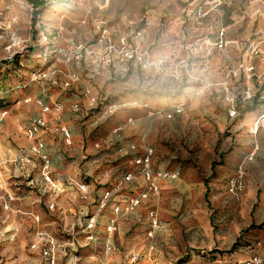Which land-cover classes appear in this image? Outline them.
<instances>
[{
    "label": "rangeland",
    "instance_id": "rangeland-1",
    "mask_svg": "<svg viewBox=\"0 0 264 264\" xmlns=\"http://www.w3.org/2000/svg\"><path fill=\"white\" fill-rule=\"evenodd\" d=\"M41 1L43 9L29 0H0V129L4 132L0 138V264H177L180 260V264H224V254L190 246L205 240L208 202L179 201L166 195L159 202L128 201L125 217H110V212L118 214L123 207L118 203L114 208L113 202L86 191V186L100 189V180L109 172L108 154L100 156L98 148L80 153L73 148H52L56 141L46 148L52 151L46 152L42 139L38 140L41 148L33 151L20 136L24 133L32 141L27 127L16 129L27 125L23 120L29 116L26 108L15 109L19 100L15 94L22 90L27 94L29 85L32 91L60 83L67 88L79 80L94 82L100 75L110 81L127 79L128 84L139 80L137 88L144 96L164 97L166 103L131 112V118H141L136 123L145 130L135 141L141 139L149 148H203L216 131L208 118L218 114L224 115L226 123L225 147L234 133L227 118V97L244 86L261 88V83L244 76L242 82L237 66L252 64L256 72H264V0ZM120 38L147 52L146 66L125 61L122 52L114 53L108 65L96 61L106 39L117 50L123 49ZM77 45L86 48L81 59L75 58ZM66 81L68 86H64ZM176 102L182 104L179 113L174 111L177 104L171 107ZM30 103L41 112L50 109L43 111L47 104L39 100ZM108 105L95 111L98 117ZM180 113L186 120L178 137L167 130L165 121L177 120L175 115ZM13 122L18 123L14 131ZM64 142L71 146L65 138ZM42 155L48 160L51 183L42 176ZM66 176L71 186L68 192L53 190V182L60 183ZM243 192L244 182L236 196L227 190L218 204V209L228 213L214 227L226 231L222 238L228 243L244 222L246 207H251L242 200ZM140 209L147 216L144 225L140 222L135 227L132 215ZM135 231H142L143 236ZM258 253L264 254V249Z\"/></svg>",
    "mask_w": 264,
    "mask_h": 264
},
{
    "label": "crops",
    "instance_id": "crops-1",
    "mask_svg": "<svg viewBox=\"0 0 264 264\" xmlns=\"http://www.w3.org/2000/svg\"><path fill=\"white\" fill-rule=\"evenodd\" d=\"M129 75L133 76L131 72ZM137 77L138 75L134 78ZM107 79V75H100L94 82L79 80L67 88L63 87L62 83L40 85L33 88V91L32 85H29L27 94L22 90L15 94L17 97L13 95L19 99L15 109L26 108L27 117L29 116L23 120L28 124L18 125L17 130L21 131L23 127H28L35 117H41L45 121L44 131L42 128L39 129L34 140L27 139L24 133L20 135L28 141L27 147L30 144V149L33 148V145L42 139V148H45L46 152L52 151L46 148L56 141V146L52 148H73L77 153L83 149L94 152L98 148L100 156L108 154L107 177L100 182L94 179V182L100 183V189L95 191L93 187L86 186V191L93 193L96 199L113 202L114 208L119 203L123 210L118 214L115 212L109 214L110 217L114 214L117 220L127 215L125 203L136 199L159 202L166 199V195L168 199L175 196L174 199L179 201L194 202L203 199L210 206L209 226H206L203 232L205 240L190 246L216 250L219 248L230 250L235 246L236 251L226 258L228 263L224 264H261L252 262V258L256 257L261 261L260 256L264 258V254L258 253L264 249V130L253 132L252 123L259 112L264 110V101L258 103L257 97L242 98L249 100L246 108L252 105L254 108L245 112L238 111L233 118L227 117L231 124L230 131L234 133L229 134L225 147L224 115L216 114L214 118H208L216 124L215 135L213 137L210 135L203 148H149L143 140L136 139L137 142L134 140L142 136L145 130H141L136 123L140 122L141 118L138 121L131 118V112L134 110L143 112L145 106L164 105L166 99L155 98L152 95L144 96L141 89L137 88L139 80L137 82L133 80L128 84L127 79L120 81ZM253 90L257 91V88ZM32 100L47 104L50 107L49 111L37 110V106L30 103ZM107 104H115L116 109L108 115L98 117L95 111L102 110ZM176 104L177 102L172 103L171 107ZM74 105L78 108L74 109ZM165 109L162 108V111ZM175 116L177 120L165 121L169 125L167 130L181 137L185 129L186 115L180 113ZM15 124L18 123L13 122V131ZM61 127L69 133L67 142H70L71 146L64 142V136L59 132ZM3 137L4 132L0 129V138ZM15 139H18L17 136ZM100 164L106 167L101 161ZM238 168L243 172L242 200H247L251 207H246L244 222L238 228L236 237L228 243L222 238L226 231H219L214 226L216 222H222V218L228 213L227 210L223 212L222 208L218 209V204L224 201L228 181L237 174ZM145 171L150 175L149 179L144 177ZM126 175L130 178L126 179ZM68 177H64L60 183L53 182V190L65 189L68 192L71 188ZM142 195L145 197H141ZM146 216L145 213L142 214L141 209L135 211L132 215L135 227L140 222L144 225ZM142 228L144 227H141V230ZM137 233L142 234V231H135L136 235ZM137 240L133 242L135 246L138 245Z\"/></svg>",
    "mask_w": 264,
    "mask_h": 264
},
{
    "label": "built area",
    "instance_id": "built-area-1",
    "mask_svg": "<svg viewBox=\"0 0 264 264\" xmlns=\"http://www.w3.org/2000/svg\"><path fill=\"white\" fill-rule=\"evenodd\" d=\"M139 35L137 34L135 36V38H138ZM102 38H106L105 36H102ZM119 46L120 48L123 49H118L117 47L109 40L106 39L105 43H104V47L103 50L96 56V61L103 63L105 65H108L109 63L112 62L113 57H114V53H121L120 55L122 59H125V61H130L133 60L136 63L146 66L147 65V52L146 51H140L137 46L135 44H127L126 40L124 38H120L119 40ZM124 50V51H123ZM86 51V48L83 45H77L75 47V52H76V57L77 59H81L83 56V53ZM254 53H256L255 50H253ZM237 70L240 71L243 76L245 77L246 80H253L255 83H261V88L257 89V91H254L252 88L250 87H246L244 88V90L241 91L242 94V98L243 99H251L253 97H257L258 100L260 101H264V72L258 73L255 71L254 66L252 64H244L241 63L237 66ZM125 71V70H124ZM69 82H64V86H68ZM227 101L229 104V108H228V116L230 118H233L234 116L237 115V110L235 108V103H234V99L233 96H229L227 97ZM43 111H47L48 110V106L47 105H43L42 107ZM116 109V105L115 104H110L107 106L106 110H105V114H103L104 116L107 115V113L113 112ZM182 110V104H177L174 108V111L176 113L181 112ZM130 121V120H129ZM44 120L41 117H37L34 118L31 122V124L26 128V135L34 140L36 133L39 129H41L44 126ZM252 130L253 132H257L258 130H264V110H262L261 112H259V114L256 116L255 120L252 123ZM63 136L65 138V141L67 142L69 139V133L67 132L66 129H61ZM41 143L36 142V145L33 146V151L37 152L39 150V148H41ZM42 159L45 162V165L43 167V171H42V176L45 182L47 183H51V177L49 175V171L47 169V163L48 160L47 158L42 155ZM144 162L146 161L145 159L143 160ZM137 163L139 161H136ZM241 168H238L237 174L233 177L230 178V180L228 181V192L231 195L236 196L237 193L239 191H241V189L243 188V172L240 171ZM145 175H146V179H149V174L147 173V171H145ZM126 179L130 178L129 175L125 176ZM81 188H83V186H81ZM154 189V188H153ZM141 197H145V195H142ZM130 202H134L137 203L138 199L136 200H132ZM93 223V218L90 219L89 222V226L91 227ZM153 225H156L157 222L154 219L152 221ZM252 262L255 263H259L260 259L254 257L252 258Z\"/></svg>",
    "mask_w": 264,
    "mask_h": 264
},
{
    "label": "trees",
    "instance_id": "trees-1",
    "mask_svg": "<svg viewBox=\"0 0 264 264\" xmlns=\"http://www.w3.org/2000/svg\"><path fill=\"white\" fill-rule=\"evenodd\" d=\"M29 1L35 8H42V9L44 8V2H42L41 0H29ZM15 61H16V59H15ZM241 77H242L241 81L244 82L243 75ZM244 88H246V87L244 86ZM244 88L242 87L240 89V92H238L236 95H233L235 108H236L237 112L238 111H241V112L250 111L254 108V105L246 108V106L249 105L247 103V102H249V100L241 99V96H242L241 90H243ZM236 249L237 248L235 246H233L230 250L224 251V252H219L218 250L216 251L214 249L213 252L212 251L210 252V254L214 253V254H217L218 256H221L222 254H224V262L228 263V260L226 258L229 256H232V254L234 253V251H236ZM230 260L231 259H229V262H230ZM180 263H181V260L177 262V264H180Z\"/></svg>",
    "mask_w": 264,
    "mask_h": 264
}]
</instances>
